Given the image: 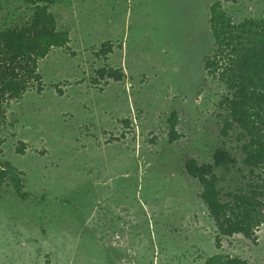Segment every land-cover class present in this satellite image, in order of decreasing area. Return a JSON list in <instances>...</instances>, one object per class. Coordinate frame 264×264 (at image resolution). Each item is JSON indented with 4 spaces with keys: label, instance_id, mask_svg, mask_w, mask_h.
<instances>
[{
    "label": "rangeland",
    "instance_id": "374dc122",
    "mask_svg": "<svg viewBox=\"0 0 264 264\" xmlns=\"http://www.w3.org/2000/svg\"><path fill=\"white\" fill-rule=\"evenodd\" d=\"M147 1L150 37L126 40L137 77L122 81L97 74L120 69L117 14L107 16L117 0L50 6L70 50L53 49L40 62L42 93L31 90L7 108L0 264H204L215 254L264 264V225L256 242L234 235L217 246L202 187L186 170L189 158L212 165L220 148L241 158L242 131L222 135L227 91L205 70L215 48L206 8L219 0ZM222 1L237 23L264 18V0ZM33 11L23 0H0V32ZM160 16L168 20L162 31ZM108 41L113 51L103 56ZM175 113L180 138L171 143ZM13 177L27 197L17 195Z\"/></svg>",
    "mask_w": 264,
    "mask_h": 264
},
{
    "label": "trees",
    "instance_id": "16d2710c",
    "mask_svg": "<svg viewBox=\"0 0 264 264\" xmlns=\"http://www.w3.org/2000/svg\"><path fill=\"white\" fill-rule=\"evenodd\" d=\"M23 1L34 7L30 19L0 32V130L13 101H19L31 90L39 94L44 90L40 62L53 49L70 50L69 33L58 28L50 11L56 0ZM210 24L215 48L205 61V70L227 91L221 103L227 110L222 135L228 137L232 131H242L241 158L220 148L212 165H201L189 158L186 170L202 187L201 199L219 230L216 243L220 247L223 237L234 235L256 242V233L264 225V18L237 23L219 0L211 5ZM99 52L107 56L112 52L111 43H103ZM97 74L101 79L115 81L125 77L121 70L112 68L100 69ZM178 122L175 113L170 120L171 143L180 138ZM7 176L8 171L0 166V182ZM12 182L19 197L28 196L19 177H13ZM204 264L249 263L239 257L215 254Z\"/></svg>",
    "mask_w": 264,
    "mask_h": 264
},
{
    "label": "crops",
    "instance_id": "0c3cea01",
    "mask_svg": "<svg viewBox=\"0 0 264 264\" xmlns=\"http://www.w3.org/2000/svg\"><path fill=\"white\" fill-rule=\"evenodd\" d=\"M133 1L134 0H117V13L114 10L113 12L107 15L109 17L110 16L112 17L113 15L117 14V36H114V37H117V66L120 67V69L118 68L117 70H121L123 74L125 75V77L128 79L137 77L136 75L137 72L134 71V66L131 67L128 65L129 50L127 47V43L128 41H131V39H133L134 41L133 43L135 45L137 43L143 44L139 42H143L144 40L149 39L150 33L149 31L146 32V30L150 28L147 25V23L151 19L150 15L152 11L151 8L148 6L147 0H135V6H133ZM185 1L187 2V5H190L191 7H195V4L192 2V0H185ZM184 3L185 2L183 0L182 5H184ZM212 4L213 3L209 4L208 7L206 8L207 19L209 22V28L211 32L212 30H211V24H210V8ZM191 12H193V16L195 12L196 22H198L200 20L199 12L192 11V10ZM164 17L160 16V19H159L160 24L157 25L158 29L161 31L164 29L163 26L166 25V22L168 21ZM177 21H178V16L176 15L174 22L177 23ZM176 30H181V29H176ZM153 32L156 33V30ZM154 33H153V37H154ZM126 40H127V43H126ZM69 47H70V44H69ZM133 52L132 54H134ZM140 66H142L143 69H145V67L139 63L136 65V69H138V67Z\"/></svg>",
    "mask_w": 264,
    "mask_h": 264
}]
</instances>
